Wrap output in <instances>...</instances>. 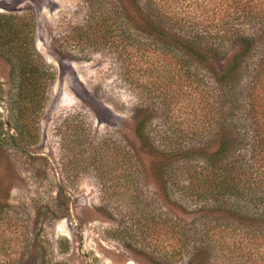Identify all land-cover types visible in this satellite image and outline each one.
<instances>
[{"label": "rangeland", "instance_id": "rangeland-1", "mask_svg": "<svg viewBox=\"0 0 264 264\" xmlns=\"http://www.w3.org/2000/svg\"><path fill=\"white\" fill-rule=\"evenodd\" d=\"M222 1L160 0L176 18L193 21L196 31L220 27L227 8ZM104 2L112 26L117 2ZM0 13L27 16L28 46L53 72L30 124L32 141L19 139L16 147L6 144L0 149V175L7 180L1 188L5 206L0 213L15 224L3 219L2 256L20 258V264H264V244L248 235L259 223L225 216L221 221L229 225L222 228L231 249L225 253L203 239L190 240L181 249L162 224L179 221L201 227V219L219 224V213L192 212L203 202L183 193V171L170 177L181 162L163 163L158 153L167 140L172 146L207 142L216 150L220 127H212V133L202 129L208 124L206 100L189 86L166 88L168 97L163 98L162 84L146 85L150 77L144 74L151 62L133 54L132 46L143 45L121 40L110 29L106 35L87 34L95 19L85 0H0ZM126 26V32L147 38L140 18ZM226 28L256 37L250 55L239 62L234 89L241 103L239 122L251 135L253 116L246 109L257 67L264 66V25L239 17ZM218 43V55L195 71L210 85L202 87L223 99L226 88L214 78L230 66L240 45L231 39ZM6 58L0 53V119L3 129L16 135L20 123L10 108L17 77L11 78ZM160 61L155 57L153 64ZM176 89L180 94L171 96ZM146 118L147 141L135 131L136 123ZM251 143L252 138L237 150L240 158L251 157ZM161 178H167L172 202L163 193Z\"/></svg>", "mask_w": 264, "mask_h": 264}, {"label": "trees", "instance_id": "trees-1", "mask_svg": "<svg viewBox=\"0 0 264 264\" xmlns=\"http://www.w3.org/2000/svg\"><path fill=\"white\" fill-rule=\"evenodd\" d=\"M85 1L93 9L95 19L93 25H88L85 31L87 34L95 32L98 35H106L110 29L116 31L117 37L121 40L132 44L136 42L142 44L143 47L132 46L135 49L133 54H136L143 62H151L147 63L144 74L150 77L146 85L154 86L158 82L162 84L163 98L168 97L166 88L191 87L195 90L196 96L201 97L202 101L206 100L209 105L206 122L208 124L203 125L202 129H208L209 133H212L211 129L214 126L218 125L221 129L218 146L214 151L209 149L207 142L196 146L179 141L176 146H172L173 143L169 140L166 147L158 151L163 163L181 162L182 165L177 166L170 177L183 171L187 182L183 184L178 182L180 187L185 189L183 193L187 197L191 196L203 202L198 204V210H192V212L219 213L220 216L216 218L219 224L211 225L210 220L206 222L201 219L203 220L201 227H189L180 224L179 221L169 225L168 221L163 220V226L166 230L170 228L172 237L180 244L181 249L185 248L190 240L203 239L213 241L225 253L231 249L225 239L228 232H224L222 226H228L229 223L221 220L225 216H231L259 223L261 226L252 228L248 235H252L259 245L264 244V104L262 106L259 102V95H261L259 89L264 88V66L257 67L256 83L247 104L246 113L253 116V128L250 135L246 125L239 122L236 112L241 103L234 89L238 81L239 62L250 55L256 37L254 34L241 32L240 29H234L230 33L226 28L232 19L239 17L250 23L264 25V0H223L222 3L227 6L223 15L225 20L213 31L205 28L196 31L193 21L176 18L173 16L175 15L173 11L165 7L160 0H114L117 2L114 5V13L117 15L114 16V24L109 26V10L104 9V0ZM26 17V15L0 13V53L6 55L9 61L11 78L17 77L14 86L15 97H11L10 113L15 110L18 115L16 121L20 123V126L15 128L17 133L14 135L3 129L5 123L0 119V149L6 144L16 147L19 139L32 141L33 135L29 132L30 124L42 106L47 81L53 78L50 65L36 50L28 46L29 30L26 29L27 22L24 23ZM133 18L142 20V30L147 35L145 40L126 32L127 28H123ZM166 23L170 25L168 28ZM191 25L192 27L188 30ZM226 39H231L232 43L240 47L230 58V66L214 78V82L224 85L227 91L223 99H218L212 94V90L210 92L202 87L204 83L210 85L197 77L195 69L200 63L211 62L213 57L218 55V42ZM155 57L162 60L157 66L153 64ZM169 94L175 97L180 92L176 89V92H169ZM147 123V118L140 119L135 127L137 135L146 141L149 139ZM250 138L253 139L252 155L249 159L240 158L237 150L248 145ZM201 157L202 159H199ZM162 170L163 168H160L158 173L160 174ZM6 182L7 180L0 175V193ZM162 183L164 195L172 202L167 190L168 186L166 187L167 178L163 179ZM178 184L177 187H179ZM4 206L0 201V208ZM181 210L187 211V208L183 206ZM3 219L9 223V226H15L12 218L5 219L0 213V228L4 222ZM4 233L5 230L0 231V238ZM3 245L5 243L0 240V249ZM20 263V258L0 254V264Z\"/></svg>", "mask_w": 264, "mask_h": 264}]
</instances>
